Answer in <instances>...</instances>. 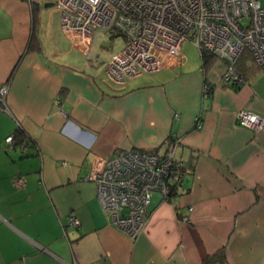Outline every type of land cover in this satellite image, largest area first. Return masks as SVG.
I'll return each instance as SVG.
<instances>
[{"label":"crops","instance_id":"1","mask_svg":"<svg viewBox=\"0 0 264 264\" xmlns=\"http://www.w3.org/2000/svg\"><path fill=\"white\" fill-rule=\"evenodd\" d=\"M45 3L0 0V264H264V128L235 116H264V71L250 57L246 82L224 86L223 59L187 64L181 45L172 64L117 83L111 54L99 66L91 48L97 30L120 34L96 29L84 51ZM18 126L27 139L8 143ZM173 139L193 173L171 198L151 195L131 238L85 176L94 157L162 153Z\"/></svg>","mask_w":264,"mask_h":264},{"label":"built area","instance_id":"2","mask_svg":"<svg viewBox=\"0 0 264 264\" xmlns=\"http://www.w3.org/2000/svg\"><path fill=\"white\" fill-rule=\"evenodd\" d=\"M36 1V0H30ZM58 11L60 28L69 41L86 51L94 30L124 37L121 50L106 64V75L117 83L172 64L180 55L183 41L198 51L226 62L221 76L224 86L246 82L236 61L246 49L257 66H264V0H42ZM210 91L202 87L203 97ZM7 87L0 85V102ZM237 121L255 131L264 128V116L240 109ZM199 127V124L197 123ZM13 141V135L6 138ZM175 140L162 152L132 148L108 157H94L85 179L96 184L97 199L114 226L134 238L145 229L151 195L163 200L193 173L191 162L177 159ZM28 148L22 145V152ZM16 184L22 185L23 177ZM191 207L188 208L190 210ZM68 223L79 225L74 215ZM183 220L187 221L186 216Z\"/></svg>","mask_w":264,"mask_h":264},{"label":"rangeland","instance_id":"3","mask_svg":"<svg viewBox=\"0 0 264 264\" xmlns=\"http://www.w3.org/2000/svg\"><path fill=\"white\" fill-rule=\"evenodd\" d=\"M47 8H53V5H48ZM124 43L125 39L122 35H116L108 39V37L106 38L104 36H101L99 31L97 30L93 37L91 50L96 51L97 59L99 60V66H103L105 64L106 58L110 54V57L117 54L123 47ZM182 54L187 57V64L199 65L201 62L198 48L189 40L183 42ZM259 68L261 71H264V67Z\"/></svg>","mask_w":264,"mask_h":264},{"label":"trees","instance_id":"4","mask_svg":"<svg viewBox=\"0 0 264 264\" xmlns=\"http://www.w3.org/2000/svg\"><path fill=\"white\" fill-rule=\"evenodd\" d=\"M199 56L201 58V62H202L203 67H205L210 60L216 58V56H214L208 52H205V51H201V52L199 51ZM250 57H251L250 53L246 49H244L236 61V68L240 73L243 74L244 77L246 74L244 72L243 65H248L247 59H249ZM259 67H264V66H259ZM245 79H246V77H245ZM210 90H211V85H210ZM25 135H26L25 132L22 129H20V126H18L16 131L13 133V142L15 144H19V143L21 144L24 140L27 139L25 137Z\"/></svg>","mask_w":264,"mask_h":264},{"label":"water","instance_id":"5","mask_svg":"<svg viewBox=\"0 0 264 264\" xmlns=\"http://www.w3.org/2000/svg\"><path fill=\"white\" fill-rule=\"evenodd\" d=\"M49 4H50V3H47V2L45 3V5H49Z\"/></svg>","mask_w":264,"mask_h":264}]
</instances>
